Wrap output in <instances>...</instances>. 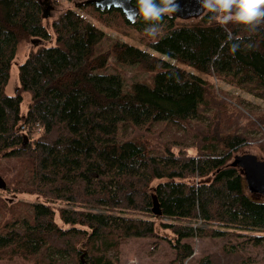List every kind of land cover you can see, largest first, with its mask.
Segmentation results:
<instances>
[{"label":"trees","instance_id":"trees-1","mask_svg":"<svg viewBox=\"0 0 264 264\" xmlns=\"http://www.w3.org/2000/svg\"><path fill=\"white\" fill-rule=\"evenodd\" d=\"M85 6L104 27L149 26L93 3L66 7L46 23L41 0H0V157L17 163L0 192L38 195L26 199L31 221L4 223L0 253H23L32 264H81L82 253L87 264H119L122 241L155 235L159 221L176 236V264L193 254L194 236L221 242L220 254H206L201 264H246L235 239L257 232L253 243L264 240V195L249 192L239 167L229 164L247 142L238 115L203 76L126 42H114L110 53L98 50L105 32L77 10ZM158 26L157 42H146L150 49L264 97V21L255 31L239 23L226 31L205 10L189 20L165 16ZM50 39L54 45H43ZM31 40L42 45H31L18 64V90L6 94L12 60ZM232 43L239 44L234 54ZM110 54L153 72L151 81L125 89L119 73L106 71ZM21 91L31 95L23 117ZM255 118L264 128V114ZM153 123L181 130L189 123L194 151L179 138L159 142ZM152 195L159 217L151 212ZM194 220L216 230L184 224Z\"/></svg>","mask_w":264,"mask_h":264},{"label":"rangeland","instance_id":"rangeland-1","mask_svg":"<svg viewBox=\"0 0 264 264\" xmlns=\"http://www.w3.org/2000/svg\"><path fill=\"white\" fill-rule=\"evenodd\" d=\"M50 2L51 5L56 7L53 11V18L58 14L59 11L65 9L66 7L75 8L73 2H80L82 0H45ZM82 5V4H80ZM85 5V4H83ZM45 7V5H42ZM81 14L88 20L92 21L95 25L102 28L105 32L104 39L99 43L97 49L100 51L111 52L114 42H126L142 50L150 52L172 64L178 65L185 68L192 73L203 76L207 82L211 85V89L215 95L225 102L230 111L238 115L239 132L243 133V136L247 139V142L233 150L230 156L232 160L235 154L242 153H254L258 157L264 159V143L261 141L262 132L264 128L259 126L255 115L257 113L264 114V97L255 96L244 89L236 86L235 84L228 83L226 79H220L212 74H202L192 67L179 63L164 54L150 49L146 42L152 38L147 36L144 31L138 30L132 26L123 25L118 28L104 27L98 21H96L93 16L91 7L85 6L82 10L77 9ZM92 15V16H91ZM97 16V15H96ZM50 18V19H51ZM179 19V18H176ZM192 19V18H191ZM182 20V19H179ZM189 20V19H187ZM50 20L46 21L49 22ZM160 33V32H159ZM42 45V43L37 42L35 47ZM55 40L50 39L49 41H44L43 45H54ZM32 43L30 41L23 42L19 46V49L14 56L11 67L9 70L8 82L5 85V93L13 95L18 90L20 84L18 81V64L22 63L25 57L28 55ZM34 47V48H35ZM106 71L117 72L122 76L125 89L130 87V84L136 80H146L151 81L153 72L146 71L140 64H120L117 63L113 55L108 57V65ZM22 102L20 103L19 113L23 117L28 109V105L31 102V95L28 91H21ZM240 102V104L236 103ZM158 124V123H156ZM154 127H157V138L161 143L171 144L173 138H179L184 140V147L189 148L194 151L193 139L191 138L194 132L189 128V123H185L184 129H179L175 125L164 126L160 123L158 126L153 123ZM193 128V125H191ZM128 131H132L131 127L127 128ZM123 130L121 131V133ZM189 134V135H187ZM260 145L258 146V144ZM14 167H17V163L14 159H7L6 157H0V173L3 175V179L6 180L7 185L8 177ZM6 172V173H5ZM3 199H0V208L12 207L15 209L16 213L14 215L3 214L0 211V232L3 230V225L7 220L17 218L20 222L21 218H25L26 221H31L30 209L27 201H33L29 198H19L13 192H0ZM27 199V201H26ZM63 204V203H62ZM64 205V204H63ZM65 206H68L67 204ZM55 220L61 224V222L55 218ZM163 221H168L163 219ZM185 225H193L200 227L203 230H216L214 227L216 224H203L200 220L185 221ZM67 226V225H64ZM251 233V234H250ZM247 239H242L241 237L235 239L237 242V249L240 253L247 259L246 264H264V240L260 242L253 243L252 234H258L257 232H250ZM232 238V236H230ZM79 240H83V237L78 236ZM176 240L175 234L171 229L163 227V224L156 222L155 224V235L145 238H127L124 239L118 249V256L120 259L119 264H130L132 259H135L136 264H176L174 261V242ZM189 243L193 248V254L183 260L182 264H201V259L208 253L220 254L217 250L220 247L221 242L216 241V239L211 237L199 238L197 236L189 239ZM81 242H78L77 246H80ZM83 248L82 246H80ZM85 250V249H84ZM41 261L44 262V257L39 256ZM243 257V259H245ZM83 263L87 264V260L83 256ZM81 264L82 261L80 260ZM0 264H32L29 256H25L23 253L16 252L12 253L7 248L2 249L0 253Z\"/></svg>","mask_w":264,"mask_h":264},{"label":"clouds","instance_id":"clouds-1","mask_svg":"<svg viewBox=\"0 0 264 264\" xmlns=\"http://www.w3.org/2000/svg\"><path fill=\"white\" fill-rule=\"evenodd\" d=\"M202 10L212 13L221 26L229 23H239L247 26L250 31H255L257 26L264 21V0H199ZM179 6L175 0H137L136 16L142 18L149 26L144 33L156 41L159 35V23L165 16L171 17L178 11ZM228 39L232 40L229 32ZM239 44L232 43L230 52L235 53ZM130 264H136L135 259Z\"/></svg>","mask_w":264,"mask_h":264},{"label":"water","instance_id":"water-1","mask_svg":"<svg viewBox=\"0 0 264 264\" xmlns=\"http://www.w3.org/2000/svg\"><path fill=\"white\" fill-rule=\"evenodd\" d=\"M136 1L137 0H82L80 2H75L74 5L78 6L80 4L93 3L101 10L117 8L122 11L128 21L133 23L137 19L135 11L137 4ZM175 2L179 8L178 11L172 15L174 18H179L182 20L198 18L205 12V10L201 9L199 0H175ZM42 3L45 5V7L41 6V17L45 20H48L49 17H52L54 6L47 1ZM31 42L35 45L39 41L31 40ZM229 164L231 166L239 167L249 192L264 195L263 158L258 157L254 153L235 154ZM5 188V180L0 175V189L4 190ZM27 198L37 200L38 195L27 194ZM151 212L156 217L161 215V210L154 195H152ZM82 259L83 253L80 254V260L82 261V264H84Z\"/></svg>","mask_w":264,"mask_h":264}]
</instances>
